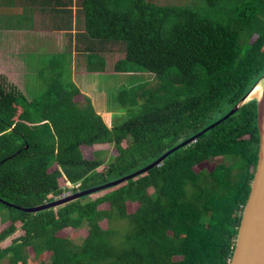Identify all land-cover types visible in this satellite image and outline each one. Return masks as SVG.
Masks as SVG:
<instances>
[{"label":"trees","instance_id":"trees-1","mask_svg":"<svg viewBox=\"0 0 264 264\" xmlns=\"http://www.w3.org/2000/svg\"><path fill=\"white\" fill-rule=\"evenodd\" d=\"M204 3L81 0L85 71L106 72L118 52L113 72L144 77L119 90L129 117L112 125L77 83L29 99L0 77V198L29 208L118 180L228 114L264 74V0ZM259 142L253 100L91 198L37 214L0 203V264H29L30 252L38 264H231ZM84 226L79 244L65 234Z\"/></svg>","mask_w":264,"mask_h":264},{"label":"rangeland","instance_id":"rangeland-1","mask_svg":"<svg viewBox=\"0 0 264 264\" xmlns=\"http://www.w3.org/2000/svg\"><path fill=\"white\" fill-rule=\"evenodd\" d=\"M189 6L200 7L203 10L206 9L204 0H195ZM22 37L14 36L12 44L8 43L9 39L3 40V38H0L3 44V46L0 45V77L6 78L8 84L14 85L29 99H33L35 96L37 97L46 92L49 84L55 79L59 80L65 86L77 83L86 95L91 98L93 104L109 125L129 117L127 109L120 106L117 102V93L123 87L128 86L131 83V79L136 78L142 80L144 77L141 74H119L113 72V65L122 57L121 54H118V52L105 54L108 60L106 72L91 73L85 71L82 62L83 55L81 53L76 55L73 50H59L54 40H44L38 47L36 43L34 47H28L30 43L33 44V38H29L27 52L24 49L25 39ZM76 47L77 45H75ZM25 55L28 56V59ZM78 58L81 61L77 60ZM145 78L148 79L151 77L146 75ZM97 151L103 152L100 156L104 159H107L113 153L111 147L83 148L84 155L87 158L95 157L94 153ZM221 161L223 162L224 160L222 158H216L205 166L209 168L213 163H220ZM92 195L86 198H91ZM114 224L113 226L116 227L117 225L125 224V222L123 223L118 220ZM102 225L105 228L109 227L107 221H103ZM87 233L88 228L86 226L80 229L65 230V234L78 244L83 241ZM10 240L8 239L7 243ZM30 254L29 264H38L39 260L35 259L32 252Z\"/></svg>","mask_w":264,"mask_h":264},{"label":"water","instance_id":"water-1","mask_svg":"<svg viewBox=\"0 0 264 264\" xmlns=\"http://www.w3.org/2000/svg\"><path fill=\"white\" fill-rule=\"evenodd\" d=\"M253 100L257 101L258 109V129L260 137L258 163L253 181L251 183V191L242 214L241 224L239 227L231 264H264V74L246 93V95L233 107V109L223 118L208 126L195 136L170 149L150 165L130 175L87 190L78 191L75 193L68 192L51 202L29 208L12 204L2 198H0V203L29 214H37L43 211L64 206L111 187L119 186L131 179L147 173L155 167L160 166L171 154L194 143L203 134L226 121L242 107Z\"/></svg>","mask_w":264,"mask_h":264},{"label":"crops","instance_id":"crops-1","mask_svg":"<svg viewBox=\"0 0 264 264\" xmlns=\"http://www.w3.org/2000/svg\"><path fill=\"white\" fill-rule=\"evenodd\" d=\"M148 1L161 5H189L195 0ZM80 4L81 0H0V38L9 39L8 43L12 44L14 36H23L24 49L27 52L29 38L34 39L33 44L28 46L31 48L35 43L38 47L44 40H54L59 50H73L78 55V48L84 50L82 39L77 37L83 29ZM51 6H54L55 10H52ZM0 45L3 46L1 41ZM25 57L28 59L27 55Z\"/></svg>","mask_w":264,"mask_h":264}]
</instances>
